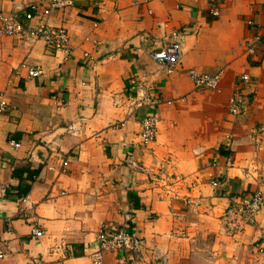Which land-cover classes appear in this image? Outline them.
I'll list each match as a JSON object with an SVG mask.
<instances>
[{
	"label": "crops",
	"instance_id": "0c3cea01",
	"mask_svg": "<svg viewBox=\"0 0 264 264\" xmlns=\"http://www.w3.org/2000/svg\"><path fill=\"white\" fill-rule=\"evenodd\" d=\"M48 2L0 0V8L30 26ZM47 21L67 28L70 57L31 35H0L6 261L92 264L100 228L132 227L156 241L168 264H264V204L252 224L232 229L222 218L234 196H264V0H73ZM175 30L184 53L169 71L152 52ZM24 61L44 73L29 77ZM192 69L223 70L220 88L197 90ZM133 78L153 86L158 102L133 105ZM236 87L247 100L239 116L227 108ZM151 112L157 134L143 147L141 118ZM129 150L149 172L127 164ZM177 175L187 183L177 184ZM120 255L106 252L103 264H123Z\"/></svg>",
	"mask_w": 264,
	"mask_h": 264
},
{
	"label": "built area",
	"instance_id": "2783aa9c",
	"mask_svg": "<svg viewBox=\"0 0 264 264\" xmlns=\"http://www.w3.org/2000/svg\"><path fill=\"white\" fill-rule=\"evenodd\" d=\"M48 5L44 7L41 12V18L36 25L25 26L20 18L14 12H5L0 8V35L25 37L31 35L37 39H42L46 48L55 53L62 52L65 58L72 55L74 47L71 44L69 32L64 26H55L47 21L51 12L54 9H64L73 4V0H48ZM216 10L212 8V12ZM27 19H33L35 15L32 12H26ZM250 23H252L250 21ZM181 33L177 30L170 32L162 38L161 45L152 52V58L159 64L172 70L181 60L184 50L181 41ZM248 50L254 52L255 46L250 43ZM89 56L88 52L84 53ZM20 68L25 69L29 77H38L44 73V68L40 64H28L22 62ZM190 75L194 79V85L197 90H218L222 79L223 70H218L214 73H198L195 70H189ZM241 80L249 82L251 76L249 74H242ZM131 89L135 90V95L131 97V102L135 106L148 103L154 105L158 102L156 97L150 93L154 90L153 86L143 87L138 83L136 78H133V85ZM247 100L240 87H236L227 101L228 111L234 115H241L246 109ZM8 103L4 96L0 99V112L7 110ZM119 126H125L126 121L118 123ZM159 124V115L156 112L145 114L141 118L140 144L143 147H149L155 140ZM9 143L13 147H19L20 142L11 139ZM127 164L132 168H137L143 172H149L146 168L141 166L134 157L133 151L129 150L126 155ZM66 162H64V165ZM166 182V181H165ZM175 182L180 185L187 183V180L177 175ZM167 183H164V188ZM219 181L212 178V185L217 186ZM168 185V184H167ZM174 196L178 197L180 194L175 191ZM27 199H23L26 201ZM264 204V196L260 190L240 194L234 196L230 201L228 207L223 213V220L226 225L232 229L239 228L240 225L255 222L256 215L260 212ZM27 207H30L29 205ZM32 234L35 237H40L43 230L38 225H32ZM263 240H264V234ZM98 246L93 249L89 257L92 264H103L104 256L108 251L118 252L123 264H168L169 258L165 251H162L154 239H149L146 236L140 235L134 228L125 227L117 231H107L105 228H100L97 233ZM149 248L153 252V257L146 256L145 249ZM260 251L264 252V245L260 247ZM7 254L0 246V264H11L6 261Z\"/></svg>",
	"mask_w": 264,
	"mask_h": 264
}]
</instances>
